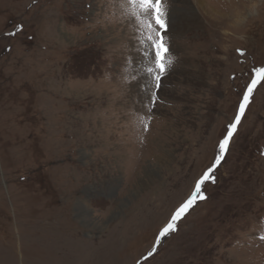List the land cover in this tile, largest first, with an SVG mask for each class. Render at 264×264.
I'll return each mask as SVG.
<instances>
[{
	"label": "rangeland",
	"instance_id": "rangeland-1",
	"mask_svg": "<svg viewBox=\"0 0 264 264\" xmlns=\"http://www.w3.org/2000/svg\"><path fill=\"white\" fill-rule=\"evenodd\" d=\"M167 8L157 90L128 0H0V264H264V84L206 198L143 259L264 66V0Z\"/></svg>",
	"mask_w": 264,
	"mask_h": 264
},
{
	"label": "snow or ice",
	"instance_id": "snow-or-ice-1",
	"mask_svg": "<svg viewBox=\"0 0 264 264\" xmlns=\"http://www.w3.org/2000/svg\"><path fill=\"white\" fill-rule=\"evenodd\" d=\"M167 2L168 0H128V3L133 7V12L136 15V18L140 20L147 29L146 42L148 47L145 48L143 52L144 59L147 63L144 70L151 78V81L154 83L157 90L161 87V78L166 74L168 67L172 63V57L170 55L167 41V33L169 30L167 21ZM237 52H239L240 55H244L243 51L240 49H237ZM249 75L250 80L242 91L234 119L226 125L225 133L219 140V153L216 155L212 164L195 182L191 194L178 207H176L168 222L160 229L156 237V243L153 245L152 250L143 257L144 260H147L155 254L160 241L176 230L177 222L188 213L197 201L206 198L203 194L202 186L206 181L212 178L215 169L224 159L229 150L231 141L238 131V127L249 108L255 90L259 85L264 84V66H253ZM147 86L148 85L146 84L145 87ZM158 99V92L153 91L151 93L152 107L155 106ZM149 111H151V108ZM141 123L144 125V130L148 131L149 124L143 119H141ZM261 239H264V237H261ZM137 264H140V262L138 261Z\"/></svg>",
	"mask_w": 264,
	"mask_h": 264
},
{
	"label": "bare ground",
	"instance_id": "bare-ground-1",
	"mask_svg": "<svg viewBox=\"0 0 264 264\" xmlns=\"http://www.w3.org/2000/svg\"><path fill=\"white\" fill-rule=\"evenodd\" d=\"M198 1H200V0H198ZM188 10V13H186L185 15L187 16V14L189 15L190 13H194L192 10H190V9H187ZM238 12V11H237ZM126 14V13H125ZM239 14H240V12H239ZM232 16H234L235 17V19H237V21H236V24L239 22V16L240 15H237V13H236V10H235V12H233L232 13ZM241 17V16H240ZM183 18V21H185V22H187V19H185L184 20V16L182 17ZM189 19V18H188ZM181 22V24H183L184 25V22ZM189 21V20H188Z\"/></svg>",
	"mask_w": 264,
	"mask_h": 264
}]
</instances>
